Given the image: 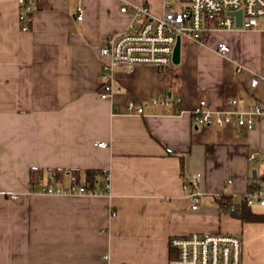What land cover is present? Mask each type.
<instances>
[{
    "label": "crops",
    "instance_id": "crops-1",
    "mask_svg": "<svg viewBox=\"0 0 264 264\" xmlns=\"http://www.w3.org/2000/svg\"><path fill=\"white\" fill-rule=\"evenodd\" d=\"M19 3L0 0V264H172L171 238L193 232L245 235L246 264H264V223H243L218 203L264 186V119L252 129L215 124L237 94L264 105V86L251 87L264 75V33L184 39L180 64L168 68L117 66V91L101 99V49L139 26L133 9L159 18L167 4L181 10L191 0H39L28 32ZM201 100L209 126L194 116ZM131 102L148 104L145 114L131 113ZM32 168L76 171L82 183L102 172L90 188L102 189L106 174L109 187L46 195L32 190ZM195 173L197 209L185 188Z\"/></svg>",
    "mask_w": 264,
    "mask_h": 264
},
{
    "label": "built area",
    "instance_id": "built-area-1",
    "mask_svg": "<svg viewBox=\"0 0 264 264\" xmlns=\"http://www.w3.org/2000/svg\"><path fill=\"white\" fill-rule=\"evenodd\" d=\"M21 7V30L28 32L32 29L33 14L37 9L38 0H18ZM167 11L162 17L155 18L148 7H135L133 15L140 21L139 26L131 25L129 31L111 35L106 45L101 49V55L106 61L100 72L99 97L108 99L117 90L114 88L115 68L122 66L127 71L136 67L155 66L159 69L173 65V53L178 37L204 43L208 37L217 31L261 30L264 33V0H191L185 9H172L167 4ZM123 12L128 6L122 7ZM242 12V26L237 27L236 18L229 16V12ZM77 19L83 20L82 13ZM218 51L226 53L229 47L226 43H219ZM264 86V75H256L251 81V87ZM176 101L179 103L180 99ZM159 101L154 99L152 104ZM164 106L171 103L160 101ZM230 107L221 111L215 121L219 127L228 126L236 122L239 126L252 129L257 119H264V105L258 102L247 104L243 94L229 101ZM148 104L129 103L131 113L144 115ZM197 123L201 126L212 124L211 112L207 102L201 100L194 111ZM105 147L106 143H99ZM68 182H57L52 173L39 179L38 191L46 195L62 193L103 194L109 187V177L106 174L104 186L100 190L87 188L78 184L77 176L65 173ZM201 174L195 173L185 184L191 188L192 208L197 209L201 192L199 190ZM250 205L257 203L264 208V186L253 185L242 196ZM16 198V196H14ZM235 206L230 210L234 211ZM170 248L176 253L172 264H242L243 241L240 235L230 233L199 234L192 233L184 236H174L170 240Z\"/></svg>",
    "mask_w": 264,
    "mask_h": 264
},
{
    "label": "trees",
    "instance_id": "trees-1",
    "mask_svg": "<svg viewBox=\"0 0 264 264\" xmlns=\"http://www.w3.org/2000/svg\"><path fill=\"white\" fill-rule=\"evenodd\" d=\"M72 174L77 176L78 184H84L85 187L90 188L94 187L97 184L98 176L103 175L104 173L97 171H87L84 175L86 179L85 183H82L80 181L81 174L79 172L73 171ZM52 175L54 176L57 182H62L65 178V173H63L62 171H54L52 172ZM45 176L46 175L43 170L32 168L30 172V181L33 191H38L37 183L40 178ZM102 186H104L103 183ZM251 187H253V185H250L249 188L251 189ZM218 203H220L219 206L223 213H227L232 217L241 220L243 223H264V215L256 214L253 211L252 205L244 201L243 197L240 199V201H234L232 197L228 195H222L219 197ZM231 206H235L236 209L234 211H231Z\"/></svg>",
    "mask_w": 264,
    "mask_h": 264
},
{
    "label": "water",
    "instance_id": "water-1",
    "mask_svg": "<svg viewBox=\"0 0 264 264\" xmlns=\"http://www.w3.org/2000/svg\"><path fill=\"white\" fill-rule=\"evenodd\" d=\"M229 16H234L236 18V22H237V27L241 28L242 26V12L238 11V12H229L228 13ZM182 38L178 37L175 48H174V53H173V64L174 65H179L181 62V50H182ZM256 173L255 171L253 172V177L255 176Z\"/></svg>",
    "mask_w": 264,
    "mask_h": 264
},
{
    "label": "rangeland",
    "instance_id": "rangeland-1",
    "mask_svg": "<svg viewBox=\"0 0 264 264\" xmlns=\"http://www.w3.org/2000/svg\"><path fill=\"white\" fill-rule=\"evenodd\" d=\"M252 208H253V211L258 214V215H264V208L260 207L257 203H255L254 205H252ZM257 224H262V223H257ZM261 226L258 225V226H253L251 227V232L253 233V235L255 236H258L260 231H261ZM223 233V232H221ZM241 238H242V241H243V262L242 264H246V261L247 259L245 260L246 258V254H245V242H244V238H245V235H241Z\"/></svg>",
    "mask_w": 264,
    "mask_h": 264
}]
</instances>
